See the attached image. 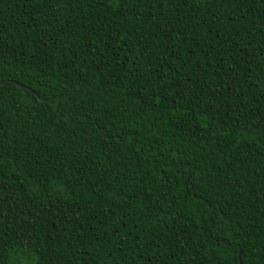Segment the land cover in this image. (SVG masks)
Instances as JSON below:
<instances>
[{
	"label": "trees",
	"instance_id": "trees-1",
	"mask_svg": "<svg viewBox=\"0 0 264 264\" xmlns=\"http://www.w3.org/2000/svg\"><path fill=\"white\" fill-rule=\"evenodd\" d=\"M264 264V0H0V264Z\"/></svg>",
	"mask_w": 264,
	"mask_h": 264
},
{
	"label": "water",
	"instance_id": "water-1",
	"mask_svg": "<svg viewBox=\"0 0 264 264\" xmlns=\"http://www.w3.org/2000/svg\"><path fill=\"white\" fill-rule=\"evenodd\" d=\"M240 263L242 264V259L240 258Z\"/></svg>",
	"mask_w": 264,
	"mask_h": 264
}]
</instances>
